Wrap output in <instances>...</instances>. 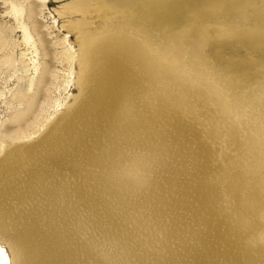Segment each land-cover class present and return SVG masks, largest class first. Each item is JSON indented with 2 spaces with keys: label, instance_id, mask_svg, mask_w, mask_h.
<instances>
[{
  "label": "rangeland",
  "instance_id": "obj_1",
  "mask_svg": "<svg viewBox=\"0 0 264 264\" xmlns=\"http://www.w3.org/2000/svg\"><path fill=\"white\" fill-rule=\"evenodd\" d=\"M27 1L39 4V35L48 42L53 56L46 100L41 101V110L32 124L21 131L29 136L23 138L24 142L41 135L60 111L59 102L70 104L77 95L74 75L70 77L68 73L71 61L64 55L69 43L74 47L71 53L77 56L82 35L102 36L114 28L154 37L152 41L157 45L177 40L186 50L199 54L212 77L233 84L235 93L254 98L262 95L263 100L253 102L252 114L244 116L239 124L237 141L249 138L252 126H264V0ZM8 12L5 0H0V31L4 30L7 37L6 50L0 51V57L10 53L17 57L16 65L24 59L31 66V47L25 44ZM40 61L41 56L38 65ZM16 65L5 66L0 74V124L9 125L13 112L11 91L25 81L18 79L26 75L22 64ZM136 98L121 102L112 114L99 118L103 131L90 130L89 136L82 137L84 144L76 142L77 148L70 138L67 144L59 141L51 149L49 146L47 156L46 143L32 148L31 154L35 153L29 164L15 167V176H5V183L0 184L1 189L4 185L7 188L0 189V237L20 241L27 231H32L38 245L57 255L52 264H246L245 254L256 256L255 264H264V255L258 256L264 252L260 228L264 223L252 222L257 233L247 229L240 216L245 200L242 196L234 198L232 192L240 184L236 179L247 170L244 161L250 159L232 144V139L221 137L223 133L215 136L216 140L210 135L213 107L199 104L197 114L179 113L177 118L173 114L164 122L152 124L148 132L128 138L121 134V126L126 123L121 113L126 106L127 111L144 112L142 99ZM80 129L82 124L75 132ZM72 145L73 155H69ZM202 147L207 156H203ZM205 184L212 188L213 201L208 206L199 200ZM50 245H55L54 250ZM254 245L260 246V251Z\"/></svg>",
  "mask_w": 264,
  "mask_h": 264
},
{
  "label": "bare ground",
  "instance_id": "obj_2",
  "mask_svg": "<svg viewBox=\"0 0 264 264\" xmlns=\"http://www.w3.org/2000/svg\"><path fill=\"white\" fill-rule=\"evenodd\" d=\"M40 1L44 2L45 0ZM5 4L8 6V13L13 16L16 22L17 30H21L25 44L31 47L29 54L31 55L30 60L32 65L30 66V64L25 63L24 59H21L20 63H18L22 64V66L17 64L19 67L21 66V70L26 74L25 76L18 77V79L19 81H25L24 83L17 84V87L14 88L15 90L11 91L9 102L13 107V112L9 116V125H6L5 123L0 124V184L4 182L2 180H5V176H15V174H12L15 171V167L25 164L29 159H33L30 156L35 152H32L31 154V150L34 146L36 148V145L40 143H46L45 145H47L45 156H47L48 147L50 146L51 149V146L56 142L59 143V141L63 144H67V140L70 138V142L72 143L73 141L74 145L76 142L80 145L84 144L82 137L86 136V134L89 136L91 133L90 130L92 129L102 128L103 131V121L99 118L103 119V115L106 113L112 114V110L114 111L121 102H133L134 100L136 101V97L139 96V99H142L144 106V112H140V109L127 111V106L122 108V118L124 117L126 123L121 126V131L123 132L121 134L128 138H136L138 134L140 135V132H148L147 130L152 124L154 125L156 122L160 123V121H163V119L168 118L171 115L174 117L176 114L178 116L179 113H184L183 115L197 114L198 111H200V106L198 107L199 104H209L213 107V116H209H212L209 121L211 129H208L210 135L218 137V135L223 133L221 137L227 136L230 141L232 139V144L237 146L238 150L245 155V158L248 156L250 159L244 161L245 163L247 162V170L242 176L236 179L240 184H238V186L235 185L237 187L234 188L232 192L234 198L236 196H242L243 200H245V208L243 206L244 212L240 215H243L241 219L243 224L251 232H258V228L252 222L260 220L264 223V126L260 124L252 126L253 128L251 127L250 137H247L241 142L237 141L236 136L239 124L242 123L241 121H243L244 116H248L250 113L252 114L254 108L253 102L256 100L259 101L260 99L263 100L262 95L254 98L253 96L235 93V87H233V84L227 85L222 80L212 77L199 54L193 51V49L186 50L177 40L157 45L155 44L156 41H152L154 40L153 36L152 39L151 37H145V35L128 32L126 29L114 28L102 36L93 37L80 35L81 37L78 39L77 56L75 55V52L73 53L72 51L71 53V50H73L74 47L66 38V41L69 43V48H66L64 55L71 61V69L68 73L70 77L74 75V85L77 90V95L74 96L73 101L70 104L59 102L58 106H61L60 111H57L58 114L56 113L57 115L52 117L53 119L48 122V125H46V128L41 135L32 141L24 142L23 138L29 136L28 134L22 135L21 131L29 124H32L31 121L37 117V112L41 110V101L46 100L45 89L52 74L50 61L52 62L51 59L53 53L48 42L39 35L40 31L36 20L39 4L34 1L28 2L27 0H5ZM75 6H77V3H75L74 7ZM34 35L36 37L38 36V40H36L37 38L35 39ZM6 38L4 30H1L0 51H4L5 49L7 42ZM53 43L55 44V42ZM14 56L9 53L8 55L3 54L2 57H0V74L5 66H8V68L15 67L17 57ZM39 56L42 57V62L40 61L38 65L37 61ZM21 57L22 56H20V58ZM80 124H82V129L76 133L75 128ZM210 135L208 136L210 137ZM204 144L205 143H203V146ZM64 147H66V145H64ZM67 148L69 147L67 146ZM67 148L65 150H67ZM74 148H77V144ZM74 148L72 145L70 148V154L67 153L73 155ZM202 152L205 153L203 156H207L204 148ZM41 153H43V150ZM40 155L43 154H39V156ZM44 158L45 157L43 156V159ZM30 163L32 162L30 161ZM227 170L229 171V169ZM220 172L221 171H219V173ZM225 177L227 178L228 176ZM246 184H249V187H246ZM1 190H7L6 186L4 185ZM8 191L6 192L8 193ZM200 193L201 196L199 200L201 199L202 203L205 202L207 206L209 203L212 204V188L210 185L202 187ZM231 199H233V197H231ZM233 203H235V201ZM240 205L242 206V204ZM234 206L233 209H235ZM241 206L240 208H242ZM211 207L212 206H210V208ZM218 211L220 212L219 209ZM238 211L236 210V212ZM215 222L214 224L216 225ZM211 224H213V222ZM218 225L220 224H217V226ZM260 228L263 229L261 233L264 234V225L263 227L261 225ZM260 228L259 232L261 231ZM206 229L208 230V226ZM235 229L237 228L235 227ZM208 231L210 232V230ZM237 231L239 232V230ZM230 233L235 234L232 233V231ZM240 234L242 235L244 233L241 232ZM35 235L36 234L32 231H27L20 241L16 240L14 237H0V264H52V261L57 260L58 257L54 252H48L46 247L37 244V238ZM217 237L218 236H216V238ZM224 239L226 240V237ZM229 240L225 242H228ZM255 241L257 243L258 240ZM215 242L217 241L215 240ZM240 243H242V241ZM262 243H264V241ZM50 246H52L50 249L54 250L53 247L55 245ZM233 246L236 247L235 245ZM245 246L248 247L249 245L247 246L245 244ZM241 248L244 249L242 246L240 249ZM248 248V250L252 252L250 246ZM254 248L257 247L255 246ZM257 249L260 251V246ZM257 249L254 250L257 252ZM245 251L246 250H242L241 252ZM245 253H247V251ZM254 254L257 255V253ZM245 255L244 259L246 264H255L256 256H249V254ZM260 255H264V252H261L258 256ZM259 258L260 257H258V259ZM233 261L234 260H232V262ZM258 262L260 264V261Z\"/></svg>",
  "mask_w": 264,
  "mask_h": 264
}]
</instances>
